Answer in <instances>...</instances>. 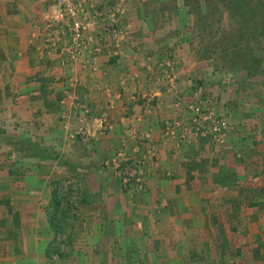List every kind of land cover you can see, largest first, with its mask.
I'll list each match as a JSON object with an SVG mask.
<instances>
[{"label": "crops", "instance_id": "1", "mask_svg": "<svg viewBox=\"0 0 264 264\" xmlns=\"http://www.w3.org/2000/svg\"><path fill=\"white\" fill-rule=\"evenodd\" d=\"M94 1L99 7L106 6L107 0ZM115 1H120L116 23L125 32L130 30L128 37L100 47L96 55L81 56L80 63L42 44L41 21L43 13L54 10L53 0H0V117L13 123L5 128L4 137L14 136V142L0 143V264H72L49 258L51 231L43 222L45 216L34 210L40 199L47 201V194L39 197L37 182L43 184L49 169L51 173L58 169L54 157L63 155L70 161L64 163L69 174L79 171L81 196L87 197L83 202L111 204L106 213L112 218L114 205L120 202L113 195H118L114 190L120 191V179L101 161L121 153L140 162L142 171L135 174L140 183L128 184L122 193L130 205L131 225L147 219L152 227L161 218L178 225L159 235L163 241L158 239V249L164 254L160 260L152 246L154 230L133 228V234L154 255L143 264H264V182L251 180L260 179L253 174H264V163L260 159L259 165L247 167L245 154L244 161L234 158L242 147L238 142L249 145L252 141L253 146H247L251 152L264 155V117L241 119L244 105L237 104L238 110H233L237 117L229 120L232 131L225 133L222 159L219 155L215 160L205 140L178 144L177 137L167 136L166 124L173 119L191 124L188 105L197 91L195 83L204 84L222 102L223 107L215 106L218 113L232 110L239 97L234 90L223 91L205 61L195 55H162L171 43L161 37L160 22L143 14L145 4L159 0H114L113 6ZM157 9L151 10L159 13ZM100 30L97 25L94 34ZM94 34L91 37L97 38ZM79 126L86 135L76 133ZM17 140H30L33 146L24 148ZM40 150L52 158L43 182L38 179L43 161L38 158ZM205 155L217 163L226 162L237 175L233 186H220L209 178L219 164H199ZM191 164L194 171L186 181ZM257 185L258 194L253 189ZM137 187L143 190L139 196ZM133 204L142 207L134 210ZM154 204H159L158 211L145 208ZM101 232L95 230V234ZM185 243L196 251L191 261L181 250ZM93 264L108 262L96 259Z\"/></svg>", "mask_w": 264, "mask_h": 264}, {"label": "rangeland", "instance_id": "2", "mask_svg": "<svg viewBox=\"0 0 264 264\" xmlns=\"http://www.w3.org/2000/svg\"><path fill=\"white\" fill-rule=\"evenodd\" d=\"M105 1L100 4H104ZM108 1L104 5L107 7L113 6L114 0L112 2ZM119 2H116L115 5H119ZM151 3L152 7L148 6L149 4L143 6V14L144 16H150L151 20L155 21L156 24L158 21L160 22V28L162 31L164 30L161 37H165L168 43H171L167 50H164L166 53H162V55H195L200 62L205 61L204 63L211 71L212 79H217V83L219 82V85L225 88L223 91L234 90V94L237 98L239 97L234 101L235 104L232 110L222 111L221 109L219 110L220 113H218L215 110V106L220 105L223 107V104L221 105L222 102L218 103V98L211 94L210 91L204 89V84L195 83L197 91L190 103L201 107V113L208 111L212 113V116L224 119L227 128L219 138L212 139L198 130L178 142V144H183L190 140H205L204 143L209 144L208 148H205L208 152L213 151L215 160L219 159V155L220 159H222L223 154L220 153L226 147L224 143L226 141L225 133L231 125L229 122L231 117H237V111H233L238 110L237 104H242L246 107V109L244 107L241 108V119L245 117L248 120L256 121L257 119L254 116L258 118L259 114L264 117V65L262 64V68H257L255 74L246 75L245 69L240 67L242 63L238 64L239 61L246 59L244 55L248 56V53L250 56L264 62V31H262L264 26V0H159L156 3ZM153 7H157V10H160L159 13L152 11ZM139 13L138 11L137 14ZM47 15H49V12L43 13L42 27ZM117 15L118 12L116 17ZM104 17L107 18V16ZM113 18L111 21L114 26L118 27L121 25L119 22L116 23L114 16ZM151 29L147 30L148 33L151 32ZM41 31L45 32L44 29H41ZM100 31V33L96 32L94 34V29L89 30L92 36L93 34L97 36V38L91 37V45L95 41L99 43V46L103 47L113 42L106 30L101 28ZM129 31L125 32L124 30L123 39L128 37ZM44 43L43 38L42 44L46 47ZM93 55H96V53ZM1 119L0 117V143L14 142L13 140L11 141L14 136H9L10 139H6L3 135L5 128L13 127V123H6V120ZM230 130L232 131V129ZM143 137L146 138L147 136ZM17 141L24 148L33 146L30 140ZM246 141L248 142V140ZM238 144L242 147L241 150L237 149L238 152L235 154L236 157L234 158H236L237 162L239 160L244 161V158H241L244 156L242 154H245L247 167L259 165L256 162L261 160L264 163V155L260 151L251 152L253 151L252 147L251 149L247 147L253 146L252 141V145L250 143L246 145L245 142H238ZM243 145L246 147L244 148ZM247 148L248 150H246ZM39 152L38 158L43 161L38 167V179L42 181L47 176L48 168L52 166L49 164V160L52 158L41 150ZM11 155L13 157V154ZM208 157V155L201 157L199 164L205 165L209 162L219 164L218 171L213 175L211 174L212 176L209 178L219 183L220 186H233L237 180V175L234 171L225 166V161L221 160L222 164H220L213 161V156L212 160H209ZM34 158L35 160L37 159L36 156ZM54 159H57L55 165L58 166V169L53 170L52 173L49 169L47 180L42 181L43 184L37 182L38 186L35 188L40 195L39 197L45 198L47 194V198H45L47 201L42 202L40 199L39 203L35 204L34 210L45 216L43 222L51 231L48 244L52 245L50 250L52 251L53 249V251L49 254V258L55 261H69L72 264H85L88 261L93 264L96 259L106 261L108 264H143L144 260L152 261L154 255L151 256L146 250V243L144 244L143 239L139 240L133 234L135 232L133 228L136 229L137 227L154 230L155 234L151 240L155 241L152 246L156 247V252L154 251L155 255H157L156 259L160 260L164 257L163 251L158 249L160 246L158 239L163 241L159 235L165 234L172 228L174 229L175 225H177L176 221L170 220V218L156 219L151 227V222L148 224L149 221L147 219L146 221H141L142 219L140 221L136 220L135 224L132 223L134 225H131L128 219V212L131 209H129L130 205L123 198L125 194L122 193L125 192L124 188L127 189L128 184L140 183L137 176H135L137 172L142 173L140 162H135L131 157L122 153L108 156L101 161L102 167L109 169L116 177H119L121 185V188H119L120 194L118 190H114V186L112 187V190L118 193V195H113L120 202L114 205L116 211H113L112 218H110V214L106 212L111 211V204H100L95 201L93 203L83 202L87 197L81 196L83 189L80 186L79 177H76L79 171L74 169L69 174L68 167L64 163L66 161L70 163V161L63 155L54 157ZM187 167L189 170H186V181L191 178L190 174H192L191 171H194V164ZM204 172L206 173L205 170ZM71 174L73 176L70 177ZM253 176H258L260 179L257 180V178L251 177L252 182H264V174L262 172H259L258 175L253 174ZM259 186L257 185L253 188L256 194L260 191ZM137 188L140 190V193L137 192L139 196L143 193V190L142 188ZM90 198L94 200L95 196L92 195ZM139 207L142 206L134 205V210H140L138 209ZM145 208L148 211H158L159 204ZM101 213L103 216H100ZM147 224L149 225L148 227ZM98 229L102 230L101 235L95 234V230ZM103 231H106V234H102ZM186 246L187 243L181 250L185 251L184 256L191 261V257L196 254V251L190 245L187 246L186 250ZM88 247L89 249L86 250ZM108 247L110 248L109 253H107ZM111 247L113 248L112 250ZM98 248L104 250L98 253L96 250Z\"/></svg>", "mask_w": 264, "mask_h": 264}, {"label": "built area", "instance_id": "3", "mask_svg": "<svg viewBox=\"0 0 264 264\" xmlns=\"http://www.w3.org/2000/svg\"><path fill=\"white\" fill-rule=\"evenodd\" d=\"M53 1L55 8L46 16L43 23L44 44L57 54L83 63V60H80L81 56L97 53L101 46L95 41L91 45L89 33V30L94 29L97 25L107 31L109 38L114 43L123 39L124 30L119 26H114L111 21L115 12L119 10V5L96 7L94 0ZM188 110L192 114H190L191 124L187 125L179 119H173L166 124L165 134L167 136H175L181 142L199 130L215 139L219 138L227 128L224 119L216 118L208 111L201 113V107L197 104L190 103ZM100 119L104 120L103 116ZM177 131L178 135L176 134ZM76 133L86 135L87 131L79 126Z\"/></svg>", "mask_w": 264, "mask_h": 264}, {"label": "trees", "instance_id": "4", "mask_svg": "<svg viewBox=\"0 0 264 264\" xmlns=\"http://www.w3.org/2000/svg\"><path fill=\"white\" fill-rule=\"evenodd\" d=\"M262 31H264V26H263ZM248 52H250V51L248 50ZM244 57L246 59L239 61L238 64H240V62L242 63V64H240L241 65L240 67L242 69H245L244 71H245L246 75L255 74V71H257L256 69L257 68H262V64L264 65V62L263 61L259 60L258 58L256 59L253 56H250L249 53H248V56H245L244 55ZM260 61H261V65H260ZM51 217H53V215H51Z\"/></svg>", "mask_w": 264, "mask_h": 264}]
</instances>
